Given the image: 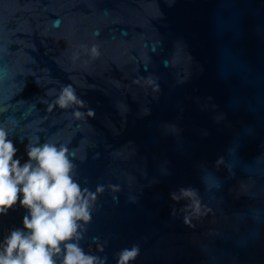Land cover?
Returning a JSON list of instances; mask_svg holds the SVG:
<instances>
[{"label":"water","instance_id":"water-1","mask_svg":"<svg viewBox=\"0 0 264 264\" xmlns=\"http://www.w3.org/2000/svg\"><path fill=\"white\" fill-rule=\"evenodd\" d=\"M0 127L68 148L107 264H264V0H0Z\"/></svg>","mask_w":264,"mask_h":264},{"label":"clouds","instance_id":"clouds-1","mask_svg":"<svg viewBox=\"0 0 264 264\" xmlns=\"http://www.w3.org/2000/svg\"><path fill=\"white\" fill-rule=\"evenodd\" d=\"M93 58L99 56L97 45L87 49ZM61 109L84 102L74 89L65 86L55 100ZM89 115L93 113L89 111ZM78 119L82 113L75 111ZM27 161L21 164L18 149L9 132L0 127V215L19 202L26 209L23 229L12 230L0 243V264H107V257L85 252L80 242L86 226L92 221L93 194L74 178L76 165L63 144L52 142L25 145ZM103 186L98 185L97 191ZM192 190H180L172 199L190 201L191 213L198 215L200 202ZM185 223L190 224L186 217ZM140 255L138 245L121 249L116 264H130Z\"/></svg>","mask_w":264,"mask_h":264}]
</instances>
